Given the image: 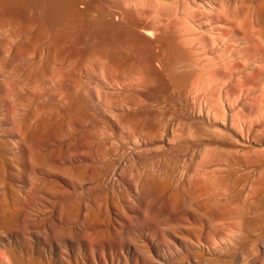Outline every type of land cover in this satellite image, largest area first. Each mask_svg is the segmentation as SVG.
Returning a JSON list of instances; mask_svg holds the SVG:
<instances>
[{"label":"bare ground","instance_id":"6f19581e","mask_svg":"<svg viewBox=\"0 0 264 264\" xmlns=\"http://www.w3.org/2000/svg\"><path fill=\"white\" fill-rule=\"evenodd\" d=\"M0 264H264V0H0Z\"/></svg>","mask_w":264,"mask_h":264},{"label":"rangeland","instance_id":"374dc122","mask_svg":"<svg viewBox=\"0 0 264 264\" xmlns=\"http://www.w3.org/2000/svg\"><path fill=\"white\" fill-rule=\"evenodd\" d=\"M32 242H30V243H28V244H20V246L18 247V251L19 250H21V251H19V252H21L22 254L24 253L25 254V252H27L28 251V253H29V255L30 256H28V257H30V258H32V259H34V261H36V262H39V261H41V260H39V259H44L43 260V262H46L47 260H48V258L50 257V255H49V252L48 251H44L46 254H44V252H42V254H38L37 253V251L35 250L36 248L34 247V251L35 252H30V251H32L31 249V245L33 244H31ZM21 246H22V248H21ZM25 246V247H24ZM28 247V248H27ZM21 248V249H20ZM31 253H33L32 255H31ZM26 255V254H25ZM34 255H36V256H39V259L37 258V257H34ZM47 255H48V257H47ZM41 257V258H40ZM35 258H37L38 259V261H37V259H35ZM52 262V258L50 257V260L49 261H47V262Z\"/></svg>","mask_w":264,"mask_h":264}]
</instances>
